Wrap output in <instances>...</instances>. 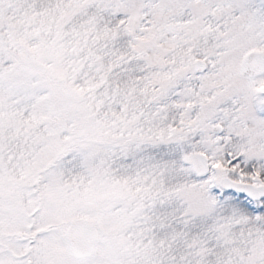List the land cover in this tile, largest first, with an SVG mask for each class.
<instances>
[{
  "label": "snow or ice",
  "instance_id": "6c2138e0",
  "mask_svg": "<svg viewBox=\"0 0 264 264\" xmlns=\"http://www.w3.org/2000/svg\"><path fill=\"white\" fill-rule=\"evenodd\" d=\"M0 264H264V0H0Z\"/></svg>",
  "mask_w": 264,
  "mask_h": 264
}]
</instances>
